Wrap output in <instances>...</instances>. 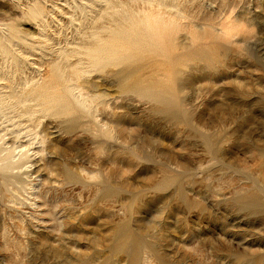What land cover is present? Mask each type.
Returning a JSON list of instances; mask_svg holds the SVG:
<instances>
[{"label": "rangeland", "instance_id": "rangeland-1", "mask_svg": "<svg viewBox=\"0 0 264 264\" xmlns=\"http://www.w3.org/2000/svg\"><path fill=\"white\" fill-rule=\"evenodd\" d=\"M171 4L0 0V264H264V0Z\"/></svg>", "mask_w": 264, "mask_h": 264}, {"label": "bare ground", "instance_id": "bare-ground-1", "mask_svg": "<svg viewBox=\"0 0 264 264\" xmlns=\"http://www.w3.org/2000/svg\"><path fill=\"white\" fill-rule=\"evenodd\" d=\"M136 1V0H133ZM143 2L147 3L149 6L153 8H158V11L156 12L157 14H150L151 16H147L146 19H150L151 17L153 18H161V16L169 10L172 4L170 3H175L178 0H142ZM175 7V13L178 15L180 14V9L176 6ZM107 13L106 12H101L96 20H101ZM113 15L118 16L119 18L117 19L118 27H114L113 31H120L126 28L135 17H138L139 19H143L140 15L135 16V14L129 10L128 6L125 5L121 9H115L112 12ZM102 39V34H97L94 37H92L89 41L88 44L90 45H99L100 41ZM1 55H3V52H0ZM12 67L4 69L3 67H0V113L4 114V111L8 109L10 106L18 112L19 115H29L25 111V104L28 101V97L30 95V98L36 99L35 97V91L38 86H34L28 94L26 91L21 87L20 83L17 82V79H15L14 74L15 72H19L20 69H17L14 67V70H11ZM73 72L75 70H72ZM88 70L82 72V73H87ZM48 82L45 83L47 85ZM95 98L92 97L91 95L88 96L87 100L93 101ZM81 101V100H80ZM85 101H81V104H84ZM22 110L20 111V109ZM165 111L172 115L177 114V110L173 107H167L164 108ZM33 114V112H31ZM17 115L16 118L18 119L20 116ZM22 115V116H23ZM30 116V115H29ZM13 119V120H14ZM38 135L36 134V137ZM42 140L44 138L42 137ZM237 203L242 209H247L248 211H263L264 212V203L260 202V198L257 197H240L236 199ZM154 262L153 258L150 255H145L142 260L141 264H152ZM120 263V262H119ZM164 264V263H161Z\"/></svg>", "mask_w": 264, "mask_h": 264}]
</instances>
